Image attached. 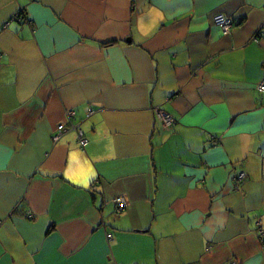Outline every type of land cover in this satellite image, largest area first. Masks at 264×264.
<instances>
[{
  "label": "crops",
  "instance_id": "obj_1",
  "mask_svg": "<svg viewBox=\"0 0 264 264\" xmlns=\"http://www.w3.org/2000/svg\"><path fill=\"white\" fill-rule=\"evenodd\" d=\"M263 81L264 0H0V264H264Z\"/></svg>",
  "mask_w": 264,
  "mask_h": 264
},
{
  "label": "built area",
  "instance_id": "obj_2",
  "mask_svg": "<svg viewBox=\"0 0 264 264\" xmlns=\"http://www.w3.org/2000/svg\"><path fill=\"white\" fill-rule=\"evenodd\" d=\"M214 22L223 34H228L230 29L235 24V22L232 18H230L224 14L216 15L214 17ZM257 91L260 94H264V81L261 82L260 84H258ZM156 112H157L158 118L160 119V121L164 127H171L174 124V120L170 115L160 111L159 109H157ZM73 116H74V112H72V111H68L66 113V123H68V124H66V123L59 124L56 132L53 134L52 140L54 142H57L60 139L62 133L65 132L67 127H69L78 133L79 144L81 145V147H85L87 145V140L83 137L82 132L77 127L73 126L72 123H70ZM243 177H244V175L241 173L239 175L238 179L241 180V179H243ZM114 203L117 205L116 213H119L125 209L126 203H125L124 199L115 198ZM27 218L30 220L33 219L32 216H27ZM256 227H257V234L259 237V241L261 243L262 253L264 255V230L262 229L260 222L257 223ZM111 237H112L111 235H108L109 239H111Z\"/></svg>",
  "mask_w": 264,
  "mask_h": 264
},
{
  "label": "trees",
  "instance_id": "obj_3",
  "mask_svg": "<svg viewBox=\"0 0 264 264\" xmlns=\"http://www.w3.org/2000/svg\"><path fill=\"white\" fill-rule=\"evenodd\" d=\"M24 15V14H23ZM20 16H21V20H23L24 19V17H22V13H21V15H19V19H20Z\"/></svg>",
  "mask_w": 264,
  "mask_h": 264
}]
</instances>
